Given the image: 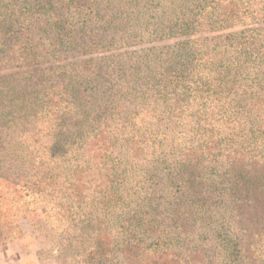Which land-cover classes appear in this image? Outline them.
<instances>
[{"label":"rangeland","instance_id":"1","mask_svg":"<svg viewBox=\"0 0 264 264\" xmlns=\"http://www.w3.org/2000/svg\"><path fill=\"white\" fill-rule=\"evenodd\" d=\"M17 1L0 0V11L7 4L20 9L26 0ZM163 3L157 12L147 15L145 22L137 19L145 32H137L138 37L122 47L94 44L82 51L69 46L54 51L55 22L44 28L47 20L40 25L31 17L20 27L28 30L29 38L18 35L11 41L0 39V56L5 59L0 60V74L15 70L10 59L25 61L36 56L45 60L43 67L50 68L46 74L52 76L56 89L55 96L53 90L36 89L27 103L29 108L21 114L22 120L10 127L12 141L42 131L40 135L50 134L63 149L56 155L36 145L37 160L30 168L20 163L9 169L6 165L4 170L0 156V173L7 176L15 168L22 175L31 173L24 182L45 179L51 187L67 189L85 181L88 187L99 190L104 183L107 187L83 206L87 217L98 223L94 229L100 231L111 229L109 223L118 216L136 221L158 211L153 220H170L165 217L161 198L165 191L167 196L174 189L170 182L184 170L185 157L187 168H194L199 159L202 177L215 180L226 169L230 149L264 163V0H191L183 8L178 0ZM90 11L78 8L68 21L80 29L87 19L89 26L85 16ZM177 14L173 31L179 33L169 36L165 25ZM33 22L37 24L31 27ZM160 47L175 51L183 59L189 50L198 54L175 67L167 54L151 51ZM28 48L32 52L27 55ZM62 55L67 56L59 59ZM131 58H135L136 68L130 66ZM82 59L86 62L71 64ZM120 66L131 70L113 75ZM105 69L111 74L98 78ZM83 82H88L86 88L78 91ZM101 132L108 148L102 158H96L89 143ZM19 150L22 153V148ZM244 195L250 198L252 193H224L219 197L228 215L241 209L243 216L260 219L259 229L264 233V208L259 213L244 208L238 200ZM39 196H23L22 207L28 205L32 218L25 217L18 224L21 228V221L28 220L36 242L43 244L41 254L58 264H98L95 253L80 244V231L69 233L59 228L60 218L52 216L50 209L41 210ZM34 198L39 200L32 201ZM155 206L157 209L152 210ZM5 238L0 230V241ZM256 249L259 264H264V237L256 240Z\"/></svg>","mask_w":264,"mask_h":264},{"label":"trees","instance_id":"2","mask_svg":"<svg viewBox=\"0 0 264 264\" xmlns=\"http://www.w3.org/2000/svg\"><path fill=\"white\" fill-rule=\"evenodd\" d=\"M13 1L18 3L17 0ZM163 1L26 0L19 6L20 9L7 4L3 12L0 11L3 14L0 15V39L11 41L18 39V35L24 39L29 38L28 30L24 32L20 27L26 22V18L31 17L36 18L40 25L47 20L44 28L55 22L51 41L54 51L68 46V49L82 51L84 47L94 44H108V48L122 47L129 44V39L138 37L137 32L138 34L145 32L139 28L137 19L145 22L148 14L157 12L159 6L166 3ZM178 2L181 4L178 6L183 8L184 4L191 0ZM77 7L81 10H92L85 16L90 21L89 26L86 25L87 19L83 21L80 29L73 27L68 21L70 15L78 12ZM178 16V14L176 17L173 16L165 25L164 32L169 36L179 33L173 31L177 28ZM184 19L189 17L184 16ZM194 20H188V23ZM36 24L33 22L31 27ZM151 51L167 54L169 62L175 67L187 58L190 60L196 58L198 54L197 50L192 49L189 50L188 57L183 59L175 51L170 53L161 47ZM25 52L28 55L32 50L28 48ZM64 56L67 55L58 58ZM0 60L5 59L0 56ZM10 60L11 67L15 70L10 74H0V156L4 158L2 162L4 170L6 165H9V169L20 163L30 168L38 153L36 145H42L56 155L63 150L56 141H53L50 134L40 135L42 131H39L38 135L31 132L16 137L19 139H16L15 143L22 145H16L12 141L10 127L13 122L22 120L21 114L25 108H29L27 103L33 98L36 89L50 92L53 90V96L56 89L52 76L46 74L50 68L43 67L45 60L36 56L25 61ZM133 61L135 58L130 59V66L136 68ZM84 62L86 60L82 59L72 61L71 64ZM168 67L166 66L167 69ZM126 69L127 72L131 70L129 67L120 66L113 75ZM102 74L111 73L105 69L98 74V78H101ZM64 82L70 83L65 78ZM87 84L88 82H83L78 91L86 88ZM103 134L101 132L99 137L97 135L96 139L89 143V148L95 153L96 158H102L107 152L108 145L106 140L102 139ZM35 136L37 138H34ZM128 140L130 143V139ZM19 148H22V153ZM25 149H28L26 156L23 155ZM238 151L229 150L225 160L226 169L221 178L216 180L202 177L199 159H196L194 168H187L189 162L185 157L186 162H182L184 170L170 182L173 183L174 189L169 191L167 196L165 191L161 198V206L166 210L165 217H171L170 220H153V216L159 214L158 211L136 221L118 216L109 223L111 229H107L110 232L107 229L102 231L94 229L98 223L87 217L86 208L83 207L89 204L87 199L98 195L107 187L104 183L99 185V190L88 187L85 181L83 185L67 189L63 186L51 187L45 179L42 182H24L23 179L28 176L30 178L31 173L22 175L15 168L9 171L7 176L0 173V187L4 190H0V230L6 235V238L0 241V245L20 237L22 230L18 222L25 217L32 218L27 212L28 205L22 207L23 196L40 194L39 198L43 205L41 210L50 209L52 216L60 218L59 228L64 231L69 233L80 231V244L89 252L95 253L98 264H259L256 240L264 237V233L259 229L260 219L243 216L241 209H237L233 215H228L226 206L219 197L224 193L234 195L250 192L252 193L250 198L244 195L238 199L241 206L255 210L256 213L264 208V163L255 156L236 153ZM23 190H26L24 195ZM11 194L13 195L10 198ZM36 199L39 200L34 198L32 201ZM51 200H55L54 203ZM38 209L40 208H36ZM156 209L157 206L152 207V210Z\"/></svg>","mask_w":264,"mask_h":264},{"label":"crops","instance_id":"3","mask_svg":"<svg viewBox=\"0 0 264 264\" xmlns=\"http://www.w3.org/2000/svg\"><path fill=\"white\" fill-rule=\"evenodd\" d=\"M27 221H21L20 237L0 245V264H58L41 254L43 244L36 242L34 230Z\"/></svg>","mask_w":264,"mask_h":264}]
</instances>
